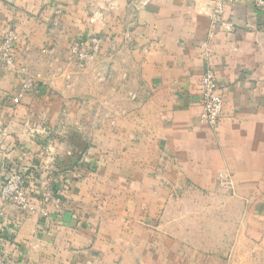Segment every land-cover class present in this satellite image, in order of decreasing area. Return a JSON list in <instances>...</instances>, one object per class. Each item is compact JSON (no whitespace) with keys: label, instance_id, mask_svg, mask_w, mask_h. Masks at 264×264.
<instances>
[{"label":"crops","instance_id":"1","mask_svg":"<svg viewBox=\"0 0 264 264\" xmlns=\"http://www.w3.org/2000/svg\"><path fill=\"white\" fill-rule=\"evenodd\" d=\"M7 31L0 182L18 168L36 209L0 200L9 262L210 264L201 242L221 241L238 207L218 175L235 189L252 178L250 191L264 177V12L252 0H0V42ZM92 35L102 50L80 68L69 49ZM207 69L223 99L214 128L200 121ZM181 207L217 230L193 237Z\"/></svg>","mask_w":264,"mask_h":264},{"label":"built area","instance_id":"2","mask_svg":"<svg viewBox=\"0 0 264 264\" xmlns=\"http://www.w3.org/2000/svg\"><path fill=\"white\" fill-rule=\"evenodd\" d=\"M248 0H231L232 3H239ZM256 9L264 12V0H252ZM223 11V5L217 4L212 10L213 21L217 22ZM16 35L12 31H7L0 42V58L2 64L9 68L13 65V49L16 43ZM103 38L98 35H92L88 40L78 42L70 47V61L78 67L83 68L88 61L100 53L102 50ZM33 82L29 79L24 80L21 90L26 92L30 90ZM200 97H201V114L200 121L205 125L214 128L222 114L223 99L216 82L215 74L211 69H207L200 81ZM18 102V97L14 99ZM218 183L220 188L228 189L231 187V177L228 174H219ZM0 199L11 201L14 206L23 211L35 212L36 209L32 204V196L27 192L26 181L22 172L10 165H6L0 182ZM56 205L60 203V199L55 197ZM39 214L45 216L46 213L40 209ZM3 236L0 232V264H11L3 255Z\"/></svg>","mask_w":264,"mask_h":264},{"label":"rangeland","instance_id":"3","mask_svg":"<svg viewBox=\"0 0 264 264\" xmlns=\"http://www.w3.org/2000/svg\"><path fill=\"white\" fill-rule=\"evenodd\" d=\"M82 147L78 145V148ZM239 179L246 180L244 177ZM252 181L254 179L251 178L238 184V191L231 177L232 190L226 195L237 199L238 207L229 205L227 208V223L221 228L223 232L221 241L207 239L201 242L214 250L208 257L207 262L210 264H264V177L260 183H256L258 186L254 191L246 190L250 189ZM179 211L183 219L181 225L185 226L193 237L199 230L204 231L208 237L217 230V226L212 225L208 218L202 217L203 222L198 223L195 216L186 213L190 211L187 207H181L178 213ZM219 243L221 255L219 249L217 250Z\"/></svg>","mask_w":264,"mask_h":264}]
</instances>
